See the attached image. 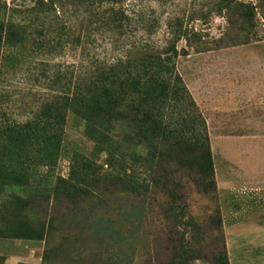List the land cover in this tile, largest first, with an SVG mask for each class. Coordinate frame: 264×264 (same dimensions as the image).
I'll return each mask as SVG.
<instances>
[{
    "label": "trees",
    "instance_id": "obj_1",
    "mask_svg": "<svg viewBox=\"0 0 264 264\" xmlns=\"http://www.w3.org/2000/svg\"><path fill=\"white\" fill-rule=\"evenodd\" d=\"M204 1L0 0V210L14 197L21 212L38 214L50 178L42 169L52 164L71 117L94 143L137 161L131 171L140 184L98 174L81 156L69 179L91 172L89 187L123 185L141 196L161 175L169 182L166 168L174 164L196 188L212 189L206 122L176 70L184 51L178 45L206 52L264 40V0ZM215 17L223 21L217 36L198 27ZM70 53H77L73 62L64 59ZM121 122L152 152H132L116 135ZM62 197L76 205L94 196L73 187Z\"/></svg>",
    "mask_w": 264,
    "mask_h": 264
},
{
    "label": "rangeland",
    "instance_id": "obj_2",
    "mask_svg": "<svg viewBox=\"0 0 264 264\" xmlns=\"http://www.w3.org/2000/svg\"><path fill=\"white\" fill-rule=\"evenodd\" d=\"M222 26L218 17L208 26L198 25L213 36ZM178 47L184 51L176 70L206 122L212 189L196 188L174 164L166 168L172 172L169 182L163 183L161 175L141 196L124 192L123 185L89 187L91 172L69 179L76 171L75 158L81 156L98 174L140 184L131 171L139 167L137 161L128 162L119 150L94 143L93 135H84L71 117L52 164L42 169L50 178L43 183L38 214L21 212L14 197L0 210V264H163L170 259L264 264V40L206 52L183 42ZM76 58L77 53H70L64 59ZM121 124L116 135L132 152H152L129 138ZM57 178L69 186L57 188ZM73 187L94 197L69 205L62 191Z\"/></svg>",
    "mask_w": 264,
    "mask_h": 264
}]
</instances>
